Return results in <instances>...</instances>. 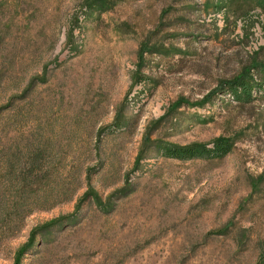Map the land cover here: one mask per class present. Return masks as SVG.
Returning a JSON list of instances; mask_svg holds the SVG:
<instances>
[{"label": "rangeland", "instance_id": "obj_1", "mask_svg": "<svg viewBox=\"0 0 264 264\" xmlns=\"http://www.w3.org/2000/svg\"><path fill=\"white\" fill-rule=\"evenodd\" d=\"M0 264H264V0H0Z\"/></svg>", "mask_w": 264, "mask_h": 264}, {"label": "trees", "instance_id": "obj_2", "mask_svg": "<svg viewBox=\"0 0 264 264\" xmlns=\"http://www.w3.org/2000/svg\"><path fill=\"white\" fill-rule=\"evenodd\" d=\"M249 78L243 80L241 78L234 79L233 85L234 93L238 94V89H243L244 92L250 90ZM245 95H250L247 93ZM232 149V141L228 139H219L211 147L209 144H192L187 146H167L163 147V154L167 157L178 159H192V158H222L226 156Z\"/></svg>", "mask_w": 264, "mask_h": 264}]
</instances>
